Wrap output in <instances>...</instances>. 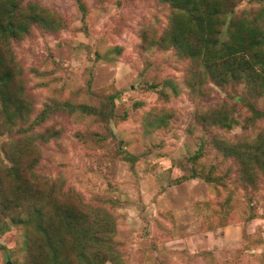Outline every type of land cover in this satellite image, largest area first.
<instances>
[{"label":"rangeland","instance_id":"obj_1","mask_svg":"<svg viewBox=\"0 0 264 264\" xmlns=\"http://www.w3.org/2000/svg\"><path fill=\"white\" fill-rule=\"evenodd\" d=\"M82 1L84 15L76 0H21L55 12L62 26L46 31L34 25L11 43L32 112L28 122L12 128L0 121V161L3 145L25 131L39 137L36 147L26 146L25 159L37 160L33 184L58 203L106 211L115 227L118 261L102 264H264V173L255 186L240 184L232 161L214 146L194 167L187 161L199 140L209 142L213 135L264 142V117L246 121L251 113L240 101L243 85L221 89L206 77L200 92H192L186 79L196 66L189 59L144 46L143 32L157 37L166 28L167 4ZM232 1L233 13L221 16L222 37L232 16L256 18L264 29V0ZM63 102L72 109L56 110L27 128L45 105ZM254 104L264 110V95ZM82 106L109 107L113 116L105 120ZM220 109L239 123L229 129L214 124L211 115ZM212 164L215 173L229 170L224 183L191 174ZM29 247L24 227L0 210V264H24ZM65 251L69 261L86 264L74 248Z\"/></svg>","mask_w":264,"mask_h":264},{"label":"trees","instance_id":"obj_2","mask_svg":"<svg viewBox=\"0 0 264 264\" xmlns=\"http://www.w3.org/2000/svg\"><path fill=\"white\" fill-rule=\"evenodd\" d=\"M158 1L168 5L167 26L157 37L143 32L144 46L173 49L180 57L189 59L196 66L186 79L192 92H200L202 79L206 77L221 89L242 84L240 101L251 113L246 121L253 123L264 117V110L254 104L256 98L264 95V29L256 23V18L230 17L222 37L221 16L233 13L232 0ZM76 3L84 15L85 3L82 0ZM61 21L55 12L34 3L22 5L21 0H0V121L6 122L5 127L12 128L19 120L28 122L32 112V102L25 92L11 43L28 34L31 26L56 31L62 26ZM159 93L166 95L161 89ZM112 99L110 97L107 102L113 106ZM64 108L72 109V106L67 102L54 107L45 105L27 128L32 129L34 124ZM82 108L105 120L113 116V109L109 107ZM228 113L215 110L211 120L229 129L239 121L233 113ZM163 119L162 114L157 118L158 122ZM202 120L205 122L208 116L202 115ZM55 134L53 132L52 136ZM37 138L34 133L25 131L24 136H18L17 142L3 145L5 162L0 161V210L24 227L31 245L26 249L24 264H79L68 260L67 248H74L86 264H102L107 259L116 263L118 256L112 241L115 227L106 211H84L66 202L58 203L49 193L43 194L39 184H33L37 160H26L25 156L30 151H26V146L29 143L36 147ZM207 146H214L222 159L232 161L238 173L237 182L244 186H255L258 173H264V142L260 138L229 140L213 135L209 142L199 140L196 150L187 157L192 167L203 157ZM216 170L212 164L206 171L201 166L191 169V174L207 182L224 183L229 170L224 174L215 173ZM66 241L75 246L66 245ZM94 245L93 250L86 252Z\"/></svg>","mask_w":264,"mask_h":264}]
</instances>
